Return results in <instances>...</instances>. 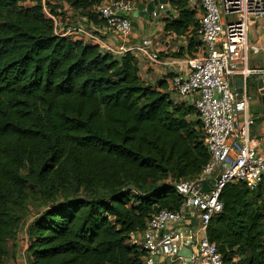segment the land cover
<instances>
[{
  "label": "trees",
  "instance_id": "16d2710c",
  "mask_svg": "<svg viewBox=\"0 0 264 264\" xmlns=\"http://www.w3.org/2000/svg\"><path fill=\"white\" fill-rule=\"evenodd\" d=\"M62 1L99 27L97 7L117 0ZM168 6L177 15L164 31L188 36L193 57L197 14L187 0ZM138 71L130 54L57 37L42 0H0V264L32 201L44 209L26 226V264H142L136 237L179 208L174 183L195 179L210 156L193 107ZM220 201L207 241L224 264H264V178L254 190L227 184Z\"/></svg>",
  "mask_w": 264,
  "mask_h": 264
},
{
  "label": "built area",
  "instance_id": "2783aa9c",
  "mask_svg": "<svg viewBox=\"0 0 264 264\" xmlns=\"http://www.w3.org/2000/svg\"><path fill=\"white\" fill-rule=\"evenodd\" d=\"M46 1L61 4L58 16L50 13ZM187 4L197 14L199 56L187 61L184 74L170 78L168 92L173 100L193 107L210 158L195 179L174 183L181 198L179 208L160 210L147 222L141 233L142 264L164 259L186 264L178 255L180 244L190 250L191 264H224L216 246L206 235L194 234L186 218L193 217L205 232L211 218L223 209L220 196L227 184L240 182L254 190L264 176V148L260 149L258 141L251 145L254 119L248 109L253 99L246 90L239 93L231 85L235 77L245 81L264 74L249 66L250 53L261 49L248 38L252 25L264 18V0H187ZM42 6L57 37L97 45L102 53L116 58L130 54L142 55L154 64L159 60L157 53L147 51L149 40L131 41L129 15L136 6L132 1H107L97 7L103 20L99 27L62 0H42Z\"/></svg>",
  "mask_w": 264,
  "mask_h": 264
},
{
  "label": "crops",
  "instance_id": "0c3cea01",
  "mask_svg": "<svg viewBox=\"0 0 264 264\" xmlns=\"http://www.w3.org/2000/svg\"><path fill=\"white\" fill-rule=\"evenodd\" d=\"M151 0H140L139 2H149ZM136 3V5L138 4ZM136 7V6H135ZM159 15H155L152 21L144 20L141 17H130V21L133 27L131 34V41L135 43H141L143 40H149L150 46L147 48L149 53H157L159 60L154 64L146 57L139 55L137 59L138 74L141 80L146 84L155 85L160 81H166L169 85L171 77L184 74L186 72L187 61L193 59V57L199 56L200 47L197 52L193 54V57H189L186 53V47L188 45V36H175L173 34L164 31L163 20L168 16L176 17V12L167 5L161 7ZM135 10V9H134ZM133 10V11H134ZM132 11V12H133ZM264 19L254 23L250 29L248 38L251 44L259 47L261 50L257 54L250 53L249 66L259 70H264ZM260 44V45H259ZM182 52L181 57H175V54ZM254 76H250L245 81L241 77H235L231 81L232 87L236 89L246 90L247 93L253 99V103L249 106L248 115L254 119V124L250 129V134L253 139L251 145L259 142V147L264 148V115H262V106L255 92L252 91V82ZM239 81V82H238ZM190 105L189 103H186ZM264 178V176H263ZM186 221L191 223L192 231L194 234L206 235V231L203 232L198 226V222L194 221L193 217H187ZM137 242L141 243V235L137 236ZM188 250L184 244H180L179 250ZM158 264H175L171 260H160Z\"/></svg>",
  "mask_w": 264,
  "mask_h": 264
},
{
  "label": "water",
  "instance_id": "95a60500",
  "mask_svg": "<svg viewBox=\"0 0 264 264\" xmlns=\"http://www.w3.org/2000/svg\"><path fill=\"white\" fill-rule=\"evenodd\" d=\"M169 0H151L147 3L139 2L135 10L129 15L130 17L137 18L141 17L144 20L152 21L153 15L157 16L160 13V6H165L168 4ZM239 82V81H238ZM237 92L241 93V89H236ZM252 91L255 92L258 97V101H260L262 106V115H264V74L257 75L254 77L252 82ZM129 188L133 189V186H129ZM190 250H179L178 255L186 259V264H191L190 258Z\"/></svg>",
  "mask_w": 264,
  "mask_h": 264
},
{
  "label": "rangeland",
  "instance_id": "374dc122",
  "mask_svg": "<svg viewBox=\"0 0 264 264\" xmlns=\"http://www.w3.org/2000/svg\"><path fill=\"white\" fill-rule=\"evenodd\" d=\"M260 19L259 21L263 20ZM260 26L263 24H258ZM44 207L40 201H32L28 204L25 211L26 217L24 219L23 225L18 229L16 239L8 242L9 257L5 264H26L24 252L27 247V237H26V226L27 224L36 217Z\"/></svg>",
  "mask_w": 264,
  "mask_h": 264
},
{
  "label": "bare ground",
  "instance_id": "6f19581e",
  "mask_svg": "<svg viewBox=\"0 0 264 264\" xmlns=\"http://www.w3.org/2000/svg\"><path fill=\"white\" fill-rule=\"evenodd\" d=\"M260 45V44H259Z\"/></svg>",
  "mask_w": 264,
  "mask_h": 264
}]
</instances>
